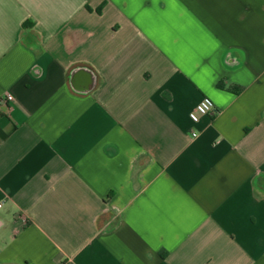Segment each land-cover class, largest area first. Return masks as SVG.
Listing matches in <instances>:
<instances>
[{"label":"crops","instance_id":"0c3cea01","mask_svg":"<svg viewBox=\"0 0 264 264\" xmlns=\"http://www.w3.org/2000/svg\"><path fill=\"white\" fill-rule=\"evenodd\" d=\"M0 204V264H264V0H0Z\"/></svg>","mask_w":264,"mask_h":264},{"label":"built area","instance_id":"2783aa9c","mask_svg":"<svg viewBox=\"0 0 264 264\" xmlns=\"http://www.w3.org/2000/svg\"><path fill=\"white\" fill-rule=\"evenodd\" d=\"M6 102L15 103V99L12 95L6 94L4 97ZM214 110V104L210 98L204 97L194 108V110L189 114V119L192 123H196L201 116H205ZM192 136H195L193 133ZM1 207V204H0Z\"/></svg>","mask_w":264,"mask_h":264},{"label":"trees","instance_id":"16d2710c","mask_svg":"<svg viewBox=\"0 0 264 264\" xmlns=\"http://www.w3.org/2000/svg\"><path fill=\"white\" fill-rule=\"evenodd\" d=\"M86 9H87V10H90L88 7H86ZM96 11H97L98 14H100V13H101V8H98ZM25 25H26V24H25ZM25 25H24V26H25ZM30 25H31V24H30ZM217 87L221 89V88H223V84L220 82V83H218ZM233 91H235V90H233ZM236 92H238V91H236Z\"/></svg>","mask_w":264,"mask_h":264}]
</instances>
